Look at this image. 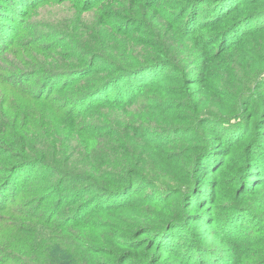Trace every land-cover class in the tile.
Masks as SVG:
<instances>
[{
	"label": "rangeland",
	"instance_id": "rangeland-1",
	"mask_svg": "<svg viewBox=\"0 0 264 264\" xmlns=\"http://www.w3.org/2000/svg\"><path fill=\"white\" fill-rule=\"evenodd\" d=\"M193 1L0 0V264H264V2L239 5L258 12L232 44L229 13L199 31ZM166 55L162 84L125 108L61 102L83 77L51 73L95 59V83ZM184 90L190 108H161ZM216 103L241 111L235 133L205 122ZM124 168L130 187L103 182L116 199L100 204L91 175Z\"/></svg>",
	"mask_w": 264,
	"mask_h": 264
},
{
	"label": "trees",
	"instance_id": "trees-1",
	"mask_svg": "<svg viewBox=\"0 0 264 264\" xmlns=\"http://www.w3.org/2000/svg\"><path fill=\"white\" fill-rule=\"evenodd\" d=\"M246 1L247 0H227V1H222V0H195V1H193L194 3H196L194 6L198 7L199 3H204V7H202L200 10H198L197 8H194L193 11L189 12V13L192 15L191 18H193V21H196V22H193V21L192 22L195 24H198L196 26V29H200L199 31H201L204 26H206L210 23L221 24L220 26L222 27L227 21V20H225L223 23V20H224L223 18L225 16V14L229 13V16H231L230 18H232L233 20L230 21V23L228 22V24H226L227 26H225L223 28V30L219 33V35L221 37H223L226 34L224 36V38H226V41L228 40V41L232 42V44H234V43H236L235 38L232 36L235 34L234 32L237 31L242 25H244V23H246L245 21H247L250 18V16H253L255 13L258 12V11L257 12L256 11L250 12L249 14L244 15V16L239 15L243 12V10H242L243 8H240L241 6H239V5L241 3L242 4L245 3ZM216 2H218V4H216V6H213V5H215L214 3H216ZM263 2H264V0H263ZM227 10H228V12H226ZM182 12H184V10H182L179 13L182 15ZM179 13H178V15H180ZM196 15L199 17H197ZM194 16H195V18H194ZM263 16L264 15L256 17L254 19V21H256L262 17L261 21L264 22ZM259 29H261V28H259ZM194 32H196V31H194ZM252 32H254V31H252ZM194 34H196V33H194ZM224 38H222V40ZM94 61H95V59H93V61H89V64H87L86 66H81L80 68H72V69L66 70L65 72L63 71L60 73L59 72L56 73V72L50 71L52 74H55V76L61 77V78L66 76V77H69L72 79H77V77L82 76L83 77L82 80L80 82H78L77 84H74L73 88L77 87L78 84L82 83V81H84V80L90 81L89 86L88 87L83 86L82 89H84V88L85 89L84 90L81 89L82 92H80V93H79V91H78V93L74 92L73 88L71 87L72 90H69L67 97H61L60 98L61 102H66V103H68V105H71L74 108L78 105H81V104L83 105V103L90 102V101H92V102H99L100 101L101 103H104V104L109 105V106L112 105L116 108L118 106H120L118 108H125V106L131 105L132 102L136 98L140 97L139 96L140 93L138 92L140 89H147L152 84H162V83H158L154 78H156V77L161 78L162 77V75H161L162 70H164V68H167V66L174 64V59L170 55H166L165 60H157V59L149 60V61L139 60L137 63L133 64L132 66L124 67L126 69L123 70L122 72L115 74V72L120 68L119 64L115 63V64H111V66L109 67L110 71H111L109 76H105L103 78H100L98 82L94 81L95 83H93V81L91 82V80H90L93 77H91V75H90L91 73H89L88 69L91 68V66H92L91 62H94ZM153 68H154V70H153ZM157 68H159V71L155 70ZM86 70L88 72H85ZM146 70L150 71V72H148L146 74L141 73V72L146 71ZM138 73H139V76H137ZM52 74H51V76H54ZM123 78L125 79L126 83H124L123 85H121V83H117L118 81L122 80ZM125 84H127V85H125ZM61 89H63V88H61ZM204 89L210 90L207 86L204 87ZM181 93H182V97H183L181 101L169 99V98L166 100H163V101H159L161 108L164 111L168 110L171 107L176 108V109L182 108V107H184V109L190 108V104L192 101L190 93L188 91H185V90L182 91ZM230 98L231 97H229V101L231 100ZM218 103L211 106V108H213V111H214L212 115H210V116L205 115L204 116V118H206L205 122L213 123L215 126L217 125L218 127H220L222 125L223 131H224L226 136L228 135L229 132L235 133L236 132L235 130L231 131L233 126L229 125V124H231L233 122V120L236 119V117L241 115V114H239L241 111L236 112L231 117L220 115L221 113L219 111V107L218 108L215 107ZM225 105H226V107L229 106V104H227V103ZM201 108L206 110V111H210L209 108H204L203 106ZM228 108L231 109L230 106ZM70 110H71V108H70ZM217 111H219V113H217ZM251 119L252 118H250V120H248V123L251 121ZM261 119H263V117ZM190 122L191 123L194 122V118H191ZM220 123H223V124H220ZM177 129H180V128L178 127ZM189 130H190V128L186 129V130H181L180 132L184 131L182 133H186ZM176 131H179V130H176ZM204 139H205V135L195 138V141L198 142V144L202 145ZM261 162L264 163V159ZM254 164L258 165L261 163H257L255 161ZM127 173H128V175H127ZM130 174H134V172L129 171L126 168H124L123 170H121L119 172H104V175H102V177L100 176L99 179L90 174L91 177H93L94 179L99 181V184H96L95 188H92V189L95 190L94 196H96V198L101 202L100 204L107 203V201H109V200H111L110 202L114 203L115 199H116L115 196L118 197L121 193H124L125 191H127L128 188L130 187V184H131L130 180L128 179ZM78 175L84 176V174H81V173H78ZM124 179H126L128 181L126 182V184H123L122 187L119 188V190L115 191V193H117L115 196L112 194V191L106 189V186L103 183V182L119 183L121 181H124ZM104 200H105V202H103ZM128 203H129V200L126 202H121L120 205L105 204V206H103V209L108 210L110 208H115L114 206L120 207V206H124ZM130 203H132V201ZM145 204H147V203H145ZM129 205L130 204H128V206ZM147 206L151 207V206H153V204L151 203L150 205H147ZM171 224H173V222H170V220L164 221L161 224V226L162 225L163 226L160 227L159 229H161L162 231L167 230V229H169ZM142 228H145V227L142 226ZM146 228H148V227L146 226ZM130 229H126L125 235H127V236L125 237L124 242H125V240H127V237H128L127 242H131V239L133 238V236H129ZM144 237L145 236H141V238H144ZM176 237L179 240V237L178 236H176ZM121 242H123V241H121Z\"/></svg>",
	"mask_w": 264,
	"mask_h": 264
}]
</instances>
